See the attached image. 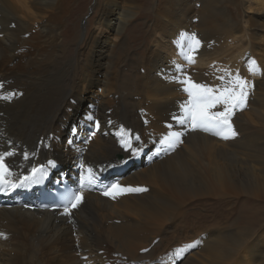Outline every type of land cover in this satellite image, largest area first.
<instances>
[{"label": "bare ground", "instance_id": "1", "mask_svg": "<svg viewBox=\"0 0 264 264\" xmlns=\"http://www.w3.org/2000/svg\"><path fill=\"white\" fill-rule=\"evenodd\" d=\"M118 1L104 0L97 18L117 34L118 43L106 46V39L94 36L87 58L76 51L74 69L60 71L72 36V27L63 28L70 1L0 0V95L17 93L11 100L0 99V153H13L4 157L12 173L10 188L0 189V264H193L187 256L193 246L182 244L181 237L194 229L189 220L198 216L186 209L191 199L225 218L235 212L247 218L239 233H204L196 246L208 247L221 264H264V114L252 108H264L257 93L258 87L264 93V84L250 78L253 70L264 69V55L251 64L253 45L262 42L264 33V2L255 1L256 15L246 20L234 15L235 0H160L154 26L170 55L148 51L144 63L129 61L135 55L128 57L124 50L123 31L136 14L137 0H122L126 7ZM223 44L227 50L235 45L231 61L220 58ZM111 49L113 54H105ZM117 52L130 80L121 85L109 83ZM218 56L230 66L223 68ZM172 57H191L197 68H208L186 71ZM237 75L247 82L248 95L228 121L234 136L193 129L190 120L178 123L184 116L181 106L189 100L185 87L205 85L218 96ZM109 84L107 102L93 106L92 94L81 95L106 92ZM58 85L46 122L21 128L20 121L45 114ZM251 108L260 130L242 118ZM223 110L217 104L209 112ZM131 158L139 159V166H132ZM33 169L39 183L24 179L32 177ZM113 184L145 190L113 198L104 194ZM77 192L81 203L65 215L64 206ZM177 220L183 222L179 236Z\"/></svg>", "mask_w": 264, "mask_h": 264}, {"label": "rangeland", "instance_id": "2", "mask_svg": "<svg viewBox=\"0 0 264 264\" xmlns=\"http://www.w3.org/2000/svg\"><path fill=\"white\" fill-rule=\"evenodd\" d=\"M67 1H70V2L68 4V9H67L68 13L66 15V20L64 22L63 28L65 30L67 27H72V36L70 38H67V42H66L67 44H65L64 51H63L62 63L57 66V69L60 71H64V70L67 71L70 69H74V67H75L74 63L75 62L73 60V57H74L76 51L81 50L82 54L84 55L83 57L87 58L86 56H88L89 52L91 51V49H90L91 45L88 42L94 36L100 40L106 39V46L114 44V43H118V41H119L117 34L113 33L109 29L101 27L97 23L98 14L100 13V10L104 5V0H67ZM159 1L160 0H137V1H135L134 12L136 14L134 15V17H132L130 20H128V22L124 28V31H123L124 40H125L124 41L125 42L124 50L126 52H129L128 57L132 54L135 55V58H129L128 59L129 61L134 62V60L135 61L140 60V62H141V60H143V62L146 63L147 57H145L144 55L148 51H149V53L160 52V53L165 54V55H170L169 51H166V48L164 47V44H166V40L162 39L161 36H159V34H157V32L155 31L154 25L157 21V17H156V15H157L156 11L157 10H155V9L159 6V3H160ZM161 1H163V0H161ZM255 1H263L264 2V0H235V5L237 6V11L234 15L235 16L238 15L237 16L238 18L242 17L246 20H247V18L256 15L254 10H258V7H257V3ZM118 2H120L121 6L126 7V3H124V2L122 3V0H119ZM225 3L226 2L222 1L221 5L224 6ZM160 5L163 6L164 4L161 3ZM245 7H250V9L249 10L245 9ZM229 12H231V11H229ZM240 13H242V14L240 15ZM232 15H233V13H232ZM244 26H245V28H247V26L245 24H244ZM262 34H263L262 42H258V40L255 41V45H253L254 47L252 50L253 53L251 54V51H250L251 60H252L251 64H254L260 55L261 56L264 55V33L262 32ZM107 36H108V38H107ZM239 45H240V43L237 44V46H239ZM234 46L235 45H233V44L230 45L228 47V50H227V46H225V44H223L224 49H226L227 51L223 49L222 50L223 55L221 53L220 54L221 57L220 56L217 57V59L219 60L218 63L221 64V66L223 68H228L230 66V64H229V62H227L229 65L225 64L224 60L219 59V57L231 61L234 57V55H232V54H234L232 51V50H234L233 49ZM237 51H238V49H237ZM248 51H249V48H247L244 52L249 53ZM114 52H115V49H111L108 52H106L105 54L111 55ZM85 54H86V56H85ZM121 56H122V53L117 52L115 54V60L113 62L114 65L112 64L113 67H111V71H110L111 76L109 75V79H110L109 83L114 84V85H121L122 81H124V82H127V80H128V82L130 81L128 78H125L128 75L125 74L124 72H127V71L122 72L123 63H122V59H121L122 57ZM171 59L174 62H176L177 64H179L182 67V69H185L186 71L194 72V71H197L199 69H203V68L207 69L208 68L207 65H199V67H198L199 69H198L197 68L198 65H196L197 63H195L196 61H192V59H190L189 62H188V59L186 60V59H181V58H177V57H172ZM151 60H152V58H151ZM129 61H127V62H129ZM221 61H222V63H221ZM127 62L125 64V67L128 64ZM225 65H228V67ZM115 66H117V67H115ZM253 69H254V66L251 68V71ZM253 72L254 73H251L250 78L256 84L261 83L263 85L264 84V69H262L263 74H262V72L259 73V71L256 72L254 70H253ZM255 72L257 74H255ZM112 73L115 75H113ZM185 74H187V72ZM252 74H254V76ZM112 76H114V79L116 78L115 79L116 81L113 78H111ZM111 84H109L106 87V92L102 91L100 89H96L94 92L92 90L91 91H84L83 93L81 92V95L82 96H89V94H92L93 97L91 98V100L93 101V106H95V104L100 103V102H107L110 98L109 94H110ZM53 89H55V90H53V95H52V98L49 102L50 106L48 105L47 106L48 108L47 107L45 108L46 109L44 111L45 114L41 115V117L40 116H34L30 119L28 118L25 120V122L20 121L19 126L21 128H24V127H26V129H29L31 127L36 128L37 126L42 125V124H44V122H46L51 111L53 110V108L55 106V103L57 102V100H55V98H56V95L59 94V92H60L59 90L61 89V86L60 85H58L56 87L53 86ZM248 90L251 91L252 88L248 87ZM257 93L261 96L260 99L262 98V100H264V93L262 92V94H260V87H258ZM252 108L259 109L261 111V113L264 114V108L259 106L258 104H254ZM252 108L243 111L242 118H246V121L250 124V127L252 128V130H260L262 128H261L259 122L257 121V119L255 117V112H253ZM46 113H48V115ZM36 120H37V122H36ZM26 123L29 125H27ZM23 124L26 126H24ZM30 133L29 132L27 133L28 134V135H26L27 138L32 137V132H30ZM115 159L120 161L122 159V157H121V155H116ZM139 163H140L139 159H136V158L130 159V164L134 167L139 166ZM198 204H199V199H194V200L191 199L185 203L187 211H195L198 215V216H193L189 220V222L194 226V229H187V233L191 231L190 234L188 233V235H186L187 233H184L183 234L184 236L183 235L181 236L183 239L182 244L189 242L188 243L189 247L193 246V248H191V250H189L187 253L188 262L190 260V262L193 264H221V263H224V261H221V260H214V258L210 254L211 250L208 247L203 246V245L202 246H196L195 244H196L197 240L201 239L202 235L204 233H209V232L214 231V230L217 232H233V231L236 232V231H238V233H239L241 227L246 224L247 218L244 215L237 214V212H235L231 216H228V218H225L224 215L221 216L218 213H215L214 210H210L211 212L207 211L206 207L200 206ZM208 204H209V207H210V205L213 207V201H209ZM188 205H190V206H188ZM227 206H228L227 209H229L230 206L229 205H227ZM176 223H178L177 233L179 236L180 235L179 233H183V232H179V231H181L180 225H182L183 222H180V220H177ZM14 226H15V223H12V227H14ZM14 235L17 236L18 232H14ZM216 235L218 236L219 234L216 233ZM189 236H190V238H187ZM178 247L181 249H184V250H188L187 249L188 246H178ZM161 250H162V248L160 249V247H159V252H161ZM0 252H1V249H0ZM161 254H164V252H162L158 255L157 260H156L157 262L161 261L162 257L161 258L159 257ZM225 262H227V261H225ZM172 264H175V263H172Z\"/></svg>", "mask_w": 264, "mask_h": 264}, {"label": "snow or ice", "instance_id": "3", "mask_svg": "<svg viewBox=\"0 0 264 264\" xmlns=\"http://www.w3.org/2000/svg\"><path fill=\"white\" fill-rule=\"evenodd\" d=\"M192 39H195L194 35ZM199 44V41H196ZM190 60L191 57H188ZM179 70V69H178ZM251 71V69H250ZM221 79H223L221 77ZM183 82V81H179ZM3 85L0 84V88ZM247 82L243 80L239 75L235 77V81L230 87H225L223 91H220L218 96H213V89L208 88L205 85H199L192 83L188 87H185L183 90L188 93L189 100L185 105H182V109L184 111V116L182 118H178V123H185L188 120L191 121L193 129L199 127L205 131H209L211 129H217L214 134L220 135L221 130L225 132H230L232 136L235 135V132L232 131L231 124L228 123L230 117L233 115L234 110L241 108L245 104L246 97L248 95L247 91ZM17 93L8 92L5 95H0V99L2 100H11ZM217 104L224 105L223 111L217 112H209L210 108H214ZM227 125L225 129L224 126ZM173 137H178L179 133H171ZM224 139L228 138V135L223 136ZM138 139V137H137ZM130 147V144L127 145ZM137 149H132L133 155H135ZM13 153L8 151L4 153H0V188H3L7 183L5 181V174L12 175L10 170L4 164V157L12 156ZM27 158V157H25ZM37 169H33V175L31 178L25 177V180H29L32 183H39L40 176L36 175ZM22 186V185H21ZM145 189L141 188H122L118 184H113L109 191L105 192V195H111L113 198L117 194L124 192H139L144 191ZM82 196L79 192L73 194V198H70L68 203L64 206V214L70 215L71 209H75L81 203Z\"/></svg>", "mask_w": 264, "mask_h": 264}]
</instances>
